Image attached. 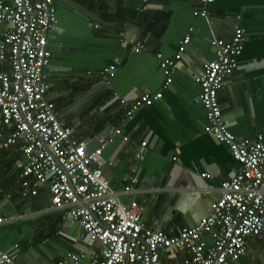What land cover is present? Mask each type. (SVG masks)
Returning <instances> with one entry per match:
<instances>
[{
    "label": "crops",
    "instance_id": "obj_1",
    "mask_svg": "<svg viewBox=\"0 0 264 264\" xmlns=\"http://www.w3.org/2000/svg\"><path fill=\"white\" fill-rule=\"evenodd\" d=\"M53 6L44 79L59 119L87 150L106 141L93 164L101 166L114 190L132 186L147 225L170 235L192 226L209 212L221 181L239 168L229 147L203 129L205 109L194 77L205 60L215 57L212 39H228L241 27L238 67L224 77L218 102L237 137L264 132V0H214L206 18L194 14L198 0H53ZM189 28L191 39L163 88L157 53L173 55ZM4 29L0 24V37ZM131 39L143 42L141 50L134 51ZM115 57L116 71L109 78L103 67ZM8 70L0 61V72ZM157 91L160 99L124 117L119 97ZM115 127H121L126 141L113 133ZM9 132L0 119V214L13 215L0 227V248L16 249L24 264H53L76 250L90 257L99 248L77 221L62 211L44 210L50 204L48 182L34 195L21 185L20 142L1 146ZM139 151L142 158L136 157ZM203 172L209 176L202 177ZM230 264H264V233L247 238L245 254Z\"/></svg>",
    "mask_w": 264,
    "mask_h": 264
},
{
    "label": "built area",
    "instance_id": "obj_2",
    "mask_svg": "<svg viewBox=\"0 0 264 264\" xmlns=\"http://www.w3.org/2000/svg\"><path fill=\"white\" fill-rule=\"evenodd\" d=\"M213 2L198 0L194 14L208 17ZM54 15L53 0H0V24H5L0 61L9 66L8 71L0 72V119L10 130L1 146L19 141L24 157L20 173L23 188L34 195L39 185L48 182L50 204L44 210L62 211L77 221L89 242H99V250L90 257L82 250L70 251L53 264H230L238 260L246 252L247 238L264 233V132L253 138L237 137L225 124L218 102L224 77L238 67L244 30L236 26L230 38H213L215 57L205 60L194 77L205 109L203 129L229 147L239 168L221 181L219 195L207 214L170 235L145 223L144 206L130 184L114 190L101 166L93 164L101 157L106 141L87 150L46 97L44 69L51 57L47 34ZM189 30L173 55L157 53L163 88L170 84L191 39L192 28ZM131 42L134 51L144 46L140 39ZM117 60L115 57L103 67L109 78L115 74ZM161 96V91L143 92L133 98L119 97L118 102L127 119L140 106ZM113 133L128 139L121 127H115ZM143 156L142 151L136 154L137 158ZM12 219L11 213H1L0 227ZM19 258L16 249L0 248V264H24Z\"/></svg>",
    "mask_w": 264,
    "mask_h": 264
},
{
    "label": "rangeland",
    "instance_id": "obj_3",
    "mask_svg": "<svg viewBox=\"0 0 264 264\" xmlns=\"http://www.w3.org/2000/svg\"><path fill=\"white\" fill-rule=\"evenodd\" d=\"M94 244H95L96 246H98V245H99V242L96 241ZM64 250H65V248L62 249V251H64ZM65 251H66V250H65Z\"/></svg>",
    "mask_w": 264,
    "mask_h": 264
},
{
    "label": "trees",
    "instance_id": "obj_4",
    "mask_svg": "<svg viewBox=\"0 0 264 264\" xmlns=\"http://www.w3.org/2000/svg\"><path fill=\"white\" fill-rule=\"evenodd\" d=\"M97 247V246H96Z\"/></svg>",
    "mask_w": 264,
    "mask_h": 264
}]
</instances>
